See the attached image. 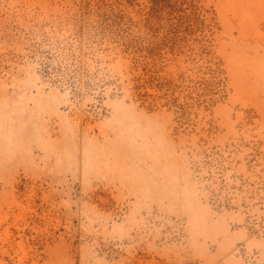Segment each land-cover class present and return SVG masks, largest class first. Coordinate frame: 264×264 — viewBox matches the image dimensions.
Wrapping results in <instances>:
<instances>
[{
  "label": "rangeland",
  "instance_id": "1",
  "mask_svg": "<svg viewBox=\"0 0 264 264\" xmlns=\"http://www.w3.org/2000/svg\"><path fill=\"white\" fill-rule=\"evenodd\" d=\"M0 264H264V0H0Z\"/></svg>",
  "mask_w": 264,
  "mask_h": 264
}]
</instances>
